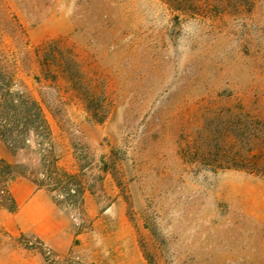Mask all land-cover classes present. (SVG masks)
Returning <instances> with one entry per match:
<instances>
[{
	"label": "rangeland",
	"instance_id": "1",
	"mask_svg": "<svg viewBox=\"0 0 264 264\" xmlns=\"http://www.w3.org/2000/svg\"><path fill=\"white\" fill-rule=\"evenodd\" d=\"M197 8L0 0L2 64L51 130L0 156L75 232L46 245L0 217V244L43 264H264V0ZM218 149L249 169L209 165Z\"/></svg>",
	"mask_w": 264,
	"mask_h": 264
},
{
	"label": "trees",
	"instance_id": "2",
	"mask_svg": "<svg viewBox=\"0 0 264 264\" xmlns=\"http://www.w3.org/2000/svg\"><path fill=\"white\" fill-rule=\"evenodd\" d=\"M186 4H180L178 0H167L174 10L186 13H200L197 8L198 0H185ZM229 3L243 5L251 3V0H228ZM214 13L223 10L215 9ZM32 135L41 137L38 145L44 146L51 139V130L39 101L24 91L14 89V75L2 64L0 51V141L6 143L11 149H23L29 146ZM222 149L215 150L210 156L219 157L211 159L209 165L216 168L249 169L247 164L240 160H226L227 154ZM224 158V159H223ZM236 159V158H235ZM23 164L12 163L0 156V208H6L12 212L18 209V204L13 196L11 185L19 176L29 177L40 188L35 179L21 170ZM54 190L55 188H47Z\"/></svg>",
	"mask_w": 264,
	"mask_h": 264
},
{
	"label": "crops",
	"instance_id": "3",
	"mask_svg": "<svg viewBox=\"0 0 264 264\" xmlns=\"http://www.w3.org/2000/svg\"><path fill=\"white\" fill-rule=\"evenodd\" d=\"M18 204L14 212L0 209L2 228L10 236L18 233L39 238L43 243L69 248L75 237L70 220L55 204L51 194L37 188L28 178H20L12 190ZM39 255L31 256L20 245L0 244V264H43Z\"/></svg>",
	"mask_w": 264,
	"mask_h": 264
}]
</instances>
